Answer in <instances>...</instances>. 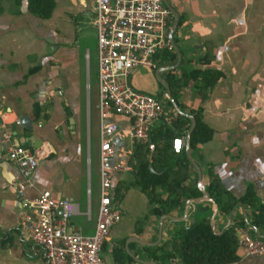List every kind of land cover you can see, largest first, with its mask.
<instances>
[{
  "label": "crops",
  "instance_id": "1",
  "mask_svg": "<svg viewBox=\"0 0 264 264\" xmlns=\"http://www.w3.org/2000/svg\"><path fill=\"white\" fill-rule=\"evenodd\" d=\"M164 2L170 11L169 30L177 20L171 34L175 56L174 60L154 56L158 65L155 70L161 69L159 74L166 82L168 70L179 77L180 64L184 68H208L222 73L202 97L188 81L176 91L178 105L162 90V98L164 93L167 95L164 100L168 99L165 103L168 111L187 117L193 110H199L202 122L212 130L210 139L198 144L196 150L183 146L180 153L197 164L204 189L210 168L234 197L242 195L250 185L256 198L264 201V0ZM53 3L50 16L42 19L28 10L26 0H0V131H9L13 144L28 148L49 146L48 156L31 174V186L25 189L22 198L31 199L49 190L52 195L71 199L77 211L69 225L89 235L93 232L98 205V159L94 202L88 183L87 31H93L95 48L93 108L97 140L94 0H53ZM139 68L130 73L129 83ZM147 87L157 91L151 84ZM21 120L30 128L22 125ZM116 121L120 127H127L125 118L117 116ZM161 123L177 133L169 137V144L175 137L188 140L189 123L187 128L174 130L163 117L154 121L150 135ZM2 152L0 145V264H46L40 247L30 242L20 224V214L31 209L15 203L14 185L22 178L15 164L1 158ZM196 178L190 163L188 181L196 183ZM132 181V169L118 174L113 181L111 200L119 218L101 246L103 264H142L139 260L158 264L144 247L167 249L172 234L196 218H207L216 233L233 225L236 238L245 230L251 237L264 241V227L251 224L252 209L248 205L237 203L224 213L210 197L198 203L190 201L195 198L190 197L182 207L154 214L150 211L151 193L143 194ZM116 188H120L118 198L114 196ZM130 191L138 192L140 205L125 218L127 205L121 202ZM155 192L165 196L160 188H155ZM134 239L148 244L140 245ZM121 251L123 255L119 258ZM236 254L238 259L228 264H264V256L250 257L240 245H236ZM167 263L168 260L164 264Z\"/></svg>",
  "mask_w": 264,
  "mask_h": 264
},
{
  "label": "built area",
  "instance_id": "2",
  "mask_svg": "<svg viewBox=\"0 0 264 264\" xmlns=\"http://www.w3.org/2000/svg\"><path fill=\"white\" fill-rule=\"evenodd\" d=\"M170 11L163 0H94L92 24L96 40V109L98 205L93 232L82 234L69 221L76 213V203L43 190L31 199L23 192L31 186L30 177L38 163L50 152L47 144L33 148L12 143L7 130L0 131L1 158L16 165L22 181L15 183V203L30 207L22 212L20 224L30 242L40 247L46 264H103L101 246L119 218L111 200L115 177L132 169V147L145 143L155 120L169 121L175 111H168L164 99L138 91L127 81L139 67L155 70L154 56L169 49ZM127 120L122 128L116 121ZM6 144L4 147L3 145ZM187 147V139L171 141L173 153ZM236 244L250 257L264 256V241L240 231ZM167 264H181L171 257Z\"/></svg>",
  "mask_w": 264,
  "mask_h": 264
},
{
  "label": "trees",
  "instance_id": "3",
  "mask_svg": "<svg viewBox=\"0 0 264 264\" xmlns=\"http://www.w3.org/2000/svg\"><path fill=\"white\" fill-rule=\"evenodd\" d=\"M28 10L35 16L46 19L53 8V0H26ZM174 41V39L172 38ZM155 56H163L174 60L172 46ZM207 54L202 60L206 61ZM179 67V77L171 70L167 71V83L171 101L176 102V91L191 81L195 91L202 95L222 75L219 70L196 69ZM170 102V101H168ZM194 126L189 134L187 146L196 150L197 145L210 139L212 130L202 122L199 110H193ZM174 130L187 128L189 119L175 114L169 119ZM177 136L165 123L159 124L145 143L135 144L131 154L133 160L132 185H135L143 194L151 193V213L165 214L176 207H182L185 199L200 196L195 180L188 181V167L190 161L184 153H173L169 137ZM150 146L153 147L151 151ZM151 164V167L149 166ZM208 183L205 187L208 197L217 209L226 213L235 204L248 205L252 209L251 224L255 227H264V201H259L251 186L247 185L244 193L238 197L231 195L218 181L210 168L207 171ZM160 188L165 196L155 192ZM120 195V188L114 191L115 198ZM168 248L153 246L144 248L150 250L151 258L158 264H164L171 257H177L181 264H228L236 261V237L233 225L219 233L212 230L207 218H196L186 227H179L168 239ZM157 250L159 252H157ZM123 255L119 252L118 257Z\"/></svg>",
  "mask_w": 264,
  "mask_h": 264
},
{
  "label": "rangeland",
  "instance_id": "4",
  "mask_svg": "<svg viewBox=\"0 0 264 264\" xmlns=\"http://www.w3.org/2000/svg\"><path fill=\"white\" fill-rule=\"evenodd\" d=\"M86 34L89 36L87 40V47L89 49V72H87L88 79V183L89 190L91 192V201L94 202V199L97 195V158H96V113L94 106V98H93V83H94V69H93V61L95 56V48H94V40H93V31H87ZM155 71L147 68H139L137 72L132 76L130 85L137 89L138 91L152 94L162 99V90H164L163 85L160 83V80L155 76ZM161 79L163 76L161 73L159 74ZM138 83V85H136ZM149 84L156 87L157 91H151ZM137 86V87H136ZM168 100V99H167ZM167 100H163L165 103ZM135 193V195L133 194ZM138 192L130 191L125 200H122L121 204L125 203L127 206V211L125 213V218L129 217V215L134 214V210L137 206L140 205V198L137 197ZM120 209V207H119ZM123 218V219H125Z\"/></svg>",
  "mask_w": 264,
  "mask_h": 264
},
{
  "label": "water",
  "instance_id": "5",
  "mask_svg": "<svg viewBox=\"0 0 264 264\" xmlns=\"http://www.w3.org/2000/svg\"><path fill=\"white\" fill-rule=\"evenodd\" d=\"M164 2V0H163ZM165 4V2H164ZM166 5V4H165ZM168 8V7H167ZM176 23H177V20H175L170 28V30L168 31V39L171 43V45L173 46V40H172V31L174 30V28L176 27ZM161 71V69H157L155 71V76L160 80V83L163 85L169 99H170V93H169V87H168V83L166 81H164V79H161V77L159 76V72ZM187 118L189 119V127H188V130H187V134H186V138L189 137V134L194 126V117L192 115H186ZM22 123V125H24L25 127L27 128H30V125L28 123H26V121L23 122V120L20 121ZM190 163L191 165L194 167L195 171H196V174H197V178H196V183H197V187L201 193L200 196L198 197H195V198H190L189 200L192 201V202H195V203H198L200 201H203V200H207L208 199V195H207V191L203 188V183L201 181V176H200V170L197 166V164L190 160ZM189 201H186V206L188 204ZM188 211V207L185 208V213H187ZM186 215V214H185ZM163 218H170V219H174V217H171L169 215H163ZM193 222V220H192ZM137 243H139L140 245H147L148 243L146 242H142V241H139L137 239H134ZM142 264H157L155 262H150V261H143V260H139Z\"/></svg>",
  "mask_w": 264,
  "mask_h": 264
}]
</instances>
